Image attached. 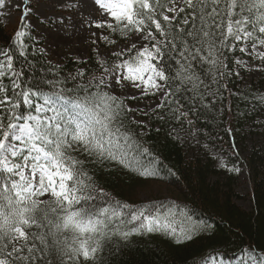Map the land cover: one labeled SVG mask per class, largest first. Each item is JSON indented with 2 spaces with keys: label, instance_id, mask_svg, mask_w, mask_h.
<instances>
[{
  "label": "trees",
  "instance_id": "16d2710c",
  "mask_svg": "<svg viewBox=\"0 0 264 264\" xmlns=\"http://www.w3.org/2000/svg\"><path fill=\"white\" fill-rule=\"evenodd\" d=\"M171 1L161 0L157 19H161V14L165 15ZM181 7L185 11L171 17L173 35L180 28L185 32L191 28V23H183L185 18L191 20V10L184 2ZM17 28L11 32L0 17V49L11 56L12 64L8 68L7 57L0 56L3 64L0 71L5 73L0 76V84L6 88L2 95L20 104L15 109L17 114L25 117L28 114L42 115L24 104L22 95H17L29 90L43 94L62 92L66 98L82 102L108 93L119 97L129 109L127 98L111 93L103 81L106 65L121 60V57L110 56L104 62L91 50L86 59L68 56L56 62L44 51L42 42L34 37L26 23L20 22ZM21 30L26 35L21 43H17L16 33ZM147 30L154 29L150 25ZM186 39L191 46L193 39ZM195 47L200 46L197 44ZM238 48L239 44L236 49L217 47L222 64L212 67L211 74L208 71L210 65L193 61L192 68L199 77L196 81L198 87L194 88L192 83H184L182 79L166 85V95L161 102L164 107H157L143 116L147 127L136 122L131 111L127 110L114 122L135 141L128 149L129 159L135 156L143 165L155 161L156 175L139 176L116 161L99 163L86 154L73 153L84 161L93 187L83 193L91 199L81 201L70 210L84 208L98 212L107 208L119 212V218L113 217L105 229L110 234L117 230L135 229L140 221H128L141 209L159 217L161 224H170L177 230L199 225L193 239L182 243H176L163 231L141 230L127 238L109 235L102 241L94 264H204L205 261H213L212 258L233 262L246 249L264 255V72L245 82L248 70L236 62L237 57L243 55ZM194 50L190 48V51ZM170 55L176 56V53L171 52ZM165 63L173 69L178 68L176 59H166ZM13 81L20 88H15ZM31 99L33 108L43 103L40 95ZM6 107L11 110V105ZM12 122L19 124L24 121ZM11 160L13 163L21 162L20 157H11ZM242 169L250 185L249 210L235 203L238 195L235 188ZM8 175L0 172L4 180ZM12 179L19 180V177ZM147 183L167 186L172 197L135 200L136 190ZM41 200L51 201L52 198L47 196ZM125 204L130 207H120ZM8 210L5 202L4 211ZM45 210L49 211V218L54 223L57 217L65 215L59 208L54 215L49 209ZM29 231L47 233L48 228L33 226ZM66 236L70 237V234L57 233L58 239ZM47 239L51 245L53 238L48 236ZM22 243L16 242V247ZM32 243L36 249H43L39 240L30 242L29 246ZM11 247L9 245L8 250ZM20 255L37 256L34 262L30 258L27 264H46V261L59 264V254L51 248L32 254L24 249ZM80 264L87 262L81 260Z\"/></svg>",
  "mask_w": 264,
  "mask_h": 264
},
{
  "label": "snow or ice",
  "instance_id": "6c2138e0",
  "mask_svg": "<svg viewBox=\"0 0 264 264\" xmlns=\"http://www.w3.org/2000/svg\"><path fill=\"white\" fill-rule=\"evenodd\" d=\"M183 2L191 10V20L185 18L183 23H191V28L187 32L180 28L177 34L173 35L172 19L163 14L161 19L156 18L161 0H95L99 9L104 10L114 21L107 24L97 23L95 27L135 32L146 42L142 48L134 43L127 49L131 58L116 65L117 68H125L127 74L117 79V84L127 82L132 87L141 88L145 96L155 95L177 79L192 83L195 88L198 87L196 81L199 77L192 68L193 61L210 65L208 71L211 74L212 67L222 64L216 51L217 47L236 49L237 44L241 42L250 43L252 48L257 44L264 45V0ZM3 7L4 0H0V8ZM167 10L179 14L184 12L185 8H179L178 12L176 8ZM150 25L154 30H147ZM25 35L24 31H18L17 43H21ZM186 37L193 39L191 46ZM230 41L237 43H229ZM197 44L200 47H195ZM190 48L195 50L190 51ZM133 49L136 51L133 52ZM238 50L248 51L246 47H240ZM171 52H175L176 56L170 55ZM113 55L119 58L123 53ZM0 56L7 57V67L11 68V56L2 49ZM177 56L180 59H177ZM258 57L264 60V52L259 53ZM166 59H176L178 68L173 69L166 65ZM2 67L3 64L0 63V68ZM184 73L188 75L185 76ZM3 75L5 73L0 71V76ZM13 86L20 88L14 81ZM5 91V86L0 84V172L9 174L7 180L0 177V264H27L30 258L34 262L36 255L29 257L20 253L24 249L32 254L49 248L59 254V264H80L81 260L94 264L102 241L109 235L127 238L141 230L163 231L171 235L176 243L193 239L195 229L199 225L177 230L170 224H161L159 217L153 216L145 209L138 210L128 221H140L135 229L124 232L117 230L111 234L105 229L113 217L119 218V212L107 208L98 212L84 208L78 211L70 210L80 205L81 201L91 199V196H85L83 193L93 187L84 161L73 153L86 154L99 163L104 160L116 161L139 176L156 175L157 170L153 166L155 161L143 165L135 156L129 159L128 149L135 141L114 122L123 111L132 109H126L119 97L103 93L99 97H91L82 102L80 99L66 98L62 92L43 94L29 90L18 93L17 95L23 96L24 104L33 111L53 113L52 116L41 118L31 114L26 117L17 114L15 109H18L20 104L4 97L2 94ZM36 95L41 96L43 103L33 108L31 97ZM6 105H11V110ZM158 107L162 108L164 104ZM5 120L8 123H5ZM12 121L24 122L18 124ZM13 141L21 142L24 148H18ZM143 152L146 153L147 149H143ZM9 157H20L21 162L13 163ZM24 169L28 170L27 174ZM12 177H19V180H13ZM44 196H50L52 200L38 199ZM5 202L9 209L7 212L4 211ZM120 207L130 206L125 204ZM46 208L53 215L59 208L65 215L57 217V222L54 223ZM33 226L37 229L47 227L48 232H30ZM57 233H68L70 237L58 239ZM48 236L53 238L51 245ZM34 240H39L43 249H36L34 243L29 246ZM21 241L23 243L20 247H16V242ZM9 245H12L11 250H8ZM212 260L215 264V258ZM46 264L53 262L46 261ZM204 264H208V261ZM234 264H264V255L246 249Z\"/></svg>",
  "mask_w": 264,
  "mask_h": 264
},
{
  "label": "rangeland",
  "instance_id": "374dc122",
  "mask_svg": "<svg viewBox=\"0 0 264 264\" xmlns=\"http://www.w3.org/2000/svg\"><path fill=\"white\" fill-rule=\"evenodd\" d=\"M182 2L183 0H172L167 9L176 8L178 11ZM167 9L165 15L173 17L176 12H169ZM0 17L11 32L18 29L20 22L26 23L34 37L42 42L44 51L56 62H61L68 56L86 59L91 50L95 52L97 58L104 62L110 56H115L113 53H123L120 56L121 60L106 65L103 81L111 93L127 98V106L132 109V118L147 127V120L143 116L161 104L166 90L164 88L155 95L145 96L141 88L132 87L127 82L116 83L117 79L127 74L125 68L116 67L131 58L127 49L134 43L142 48L146 42L135 32L117 30L113 33L110 28L95 27L97 23H114L110 15L99 9L95 0H4V7L0 8ZM257 35L260 34L257 33ZM238 44L239 47L248 49L247 52H243V55L237 57L236 62L240 61L238 64L248 70L245 82H249L264 72V60L258 57L259 53L264 52V45L257 44L255 48H252L248 42ZM149 47H151L150 44ZM135 51L133 49V52ZM40 114H42L39 115L41 118L53 115L52 112ZM13 143L18 148H24L19 141H13ZM9 159L11 160V157ZM24 171L27 174L28 170L24 169ZM235 191L238 194L235 203L240 208L249 210L250 185L244 169L241 170ZM170 197L172 196L167 186L147 183L136 190L133 198L138 201H150ZM234 262L216 260L215 264H234ZM208 264H213V261Z\"/></svg>",
  "mask_w": 264,
  "mask_h": 264
}]
</instances>
